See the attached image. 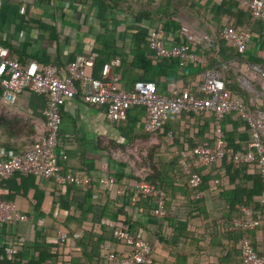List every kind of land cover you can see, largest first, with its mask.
Masks as SVG:
<instances>
[{"label":"crops","instance_id":"obj_1","mask_svg":"<svg viewBox=\"0 0 264 264\" xmlns=\"http://www.w3.org/2000/svg\"><path fill=\"white\" fill-rule=\"evenodd\" d=\"M167 20L178 27L174 30L169 26V45H174L182 28H187L194 37L191 53L198 55L202 62L191 61L183 67L178 59L158 64L152 60L150 46L140 42L143 40L141 34H150L159 27L160 21ZM231 24L251 25L253 29L251 43L241 57H236L237 53L227 45L216 46L221 31ZM186 42L184 37L183 43ZM0 45L23 63L54 64L63 76L68 73V64L79 56H98L88 70L95 78H101L106 62L122 58L119 72L124 89H132L138 80L153 81L165 95L175 89L200 84L205 73L215 68L226 81L231 75L249 85L250 90H246L251 92L250 104H264V80L248 68V64L264 66V30L260 22L237 8L233 0H0ZM2 94L0 86V111L28 123L26 133L16 129L14 134L19 137L12 144L21 146L27 139L32 142L45 135L44 96L25 91L12 104H7ZM107 112V106L91 105L81 96L62 108L63 138L58 152L68 156L62 162L64 169L86 172L95 180L107 175L108 171L129 181L140 173L133 162L119 164L121 144L132 154L152 145L159 146L161 161L167 163L169 153L189 152L200 143L214 145L219 123L231 150L245 152L251 142L248 123L232 114L215 123L214 114L210 112L199 115L171 113L161 135L144 138V108H132L127 121L116 124L108 120ZM3 133L0 130V141L8 137ZM25 150L28 149L21 151ZM180 168L178 174H181ZM200 172L208 185L218 187L209 190L211 193L197 202L190 213L189 196L176 182V189H181L170 195L175 213L161 220L152 219L148 214L151 210H146L149 205L137 208L131 204L134 190L126 197L114 199L101 195L98 205L88 206L89 195L77 187L62 188L53 180L32 175L14 177L9 182L10 188L7 184L3 187L4 199L14 202L29 221L12 223L7 236L25 239L21 253L28 260L37 256V248H34L37 242L50 246L58 233H67L62 224L72 233L68 252L74 251L77 239L84 238L89 231L95 241L105 240L118 251L121 246L114 240L110 224L129 219L134 225L132 230L143 227L159 264H239L237 241L244 233L226 232L222 220L238 216V207L243 204L257 210L256 200L262 192L257 168L246 165L236 168L230 161L221 160ZM9 189L13 193L10 198ZM31 198L40 202L41 208L37 209L29 200ZM118 206L127 209L128 218L118 215ZM88 209L91 212H87ZM49 222L51 226L47 225ZM248 235L255 250L262 252L264 229L248 232ZM64 263V259L53 257L45 264ZM77 263L98 264L86 256H81Z\"/></svg>","mask_w":264,"mask_h":264},{"label":"built area","instance_id":"obj_2","mask_svg":"<svg viewBox=\"0 0 264 264\" xmlns=\"http://www.w3.org/2000/svg\"><path fill=\"white\" fill-rule=\"evenodd\" d=\"M241 8L249 9L250 15L264 28V0H233ZM181 35L187 42L180 45H169V36L163 29L152 30L150 33L151 58L154 62L165 59H178L181 66L191 61L202 62V59L191 53L190 44L194 37L187 28H182ZM223 39L236 51L246 53L252 37L253 29L244 27L237 29L227 26L222 31ZM96 54L79 56L67 66V75L63 76L58 66L54 64L40 65L35 61L23 63L11 55L8 48L0 45V86L5 103L12 104L25 91L44 96L46 106L43 116L46 120L49 134L40 144L21 152L0 149V262L4 259L25 264L22 255L25 239L8 238L9 226L15 222H28L26 215L18 211L14 202L3 199L4 182L16 173L32 175L45 180H53L60 187L92 188L88 176L77 172L64 173L62 162L68 159L64 152H58L62 141L61 125L63 122L62 108L67 102L81 96L91 105L108 107L107 118L111 123L127 121L129 112L134 107L145 109L143 122L144 132L154 134L163 130L169 114L175 113H213L218 121L226 115H236L245 120L251 130V142L245 152H234L229 149L223 134L221 124L216 125V141L214 145L201 143L191 151L181 154V167L184 172L190 171V162L197 166L208 167L224 158L235 159L240 163L257 164L264 185V111H253L242 100L235 99L231 90L226 86L221 73L211 68L205 73L204 81L195 93L184 89H175L165 95L158 91L153 81L138 80L131 90L121 85V74L116 71L121 66V59L114 58L106 62L101 70V78L93 77L88 70L97 59ZM248 68L264 80V66L248 64ZM243 88L250 90L249 85L238 79ZM264 98V96H263ZM192 160V161H191ZM98 183L106 188L117 186V196L123 197L136 191L131 197L135 206L138 196H144L154 204L153 217L156 220L172 217L175 206L168 207L167 192L155 182L140 181L130 184L128 180H118L113 175L101 177ZM202 183L199 174L191 177V185L198 187ZM130 195V194H129ZM202 193L198 194L201 197ZM262 212L254 214L247 206L240 207V216L230 222V230L243 231L245 235L239 240L243 264H264V254H259L252 243L248 232L264 228V192L260 198ZM142 208H140L141 210ZM42 224V222H41ZM116 227V223L110 224ZM143 230H132L129 225L116 228L114 239L123 242L127 251L118 254L109 245L101 249L107 252L108 264H152L154 249L145 239ZM68 235L60 232L57 242L64 247ZM22 252V253H21ZM25 258V257H24Z\"/></svg>","mask_w":264,"mask_h":264},{"label":"trees","instance_id":"obj_3","mask_svg":"<svg viewBox=\"0 0 264 264\" xmlns=\"http://www.w3.org/2000/svg\"><path fill=\"white\" fill-rule=\"evenodd\" d=\"M233 3L236 5L237 8L243 10L247 14H250V10L248 8L244 9V8H241L237 2L233 1ZM169 26L173 27L174 30H178V27L177 26H172L168 20H167V22L166 21H160V25H159L158 29H163L166 33L167 32L170 33L169 30H170L171 27H169ZM229 26H233V27H235L237 29L244 28V27H251V25H241V26H239V25H234V24L233 25L231 24ZM263 30H264V28H263ZM222 31L220 33V39L216 43V46L219 47V46H226L227 45L230 48L234 49L233 47H231L223 39ZM141 36H142L143 40L140 41V42L143 43L146 46H149L150 45V34H147V35L141 34ZM183 41H184V37L181 34H179V37L177 39H175L174 44L175 43L178 44V45L184 44ZM138 45H140V44H138ZM189 46H190V51H191V48H193V47H192V45H189ZM234 51L237 53L236 57H241V54H239L236 51V49H234ZM120 59H121L122 62H121V66L116 69L117 72L120 71V68H122V65H123V60H122V58H120ZM169 60H174V59H165V60H161V61H169ZM161 61H158L156 63L158 64ZM178 62H179V60H178ZM228 77H229L228 81H230V83L228 81H226L225 78H222V79L225 81L227 88L229 90H231V92L233 93V96H234L235 99L242 100V102L244 104L248 105L253 111H258V110L264 111V104L255 106V105H252V104L249 103V97L251 96V92H249L248 90H246L245 88H243L241 86V84L238 81V77H235V76L233 77L231 75H228ZM200 84H198L196 86L195 85H189V86H186V87H184L182 89L188 90L191 93H195ZM129 90H131V89H129ZM158 91H159V88H158ZM263 103H264V101H263ZM214 117H215V123H216L217 119H216L215 114H214ZM27 124L28 123H25L24 119H20L19 117L10 116V115H8L6 113L5 114H0V130H2L4 132L3 133L4 135L8 136V137H6L5 140L0 141V147H4L7 151H10V150L14 149V150H16L18 152V151H21V150H24V149H29V148H31L33 146H36V145L40 144L45 138H47V136L49 134V129L47 127V123H46V120H45L46 133L39 140L34 139V141H32V142H28V139H27L26 142H24L21 146H16L15 144H12L14 139L16 137H19V136L15 135L16 134L15 133L16 129L18 131L21 130V131H24L26 133L27 132V130H26ZM164 129H165V126H164L162 131L154 133V134H149V133L145 132V134H143L142 137H144V138L147 137L148 138V137H151V136L161 135L164 132ZM121 149H122L121 150V152H122L121 154L122 155L120 156L119 164L120 165H124L126 163L133 162L134 165L136 166V168L139 170V173H140L137 176H132V178H130L129 182L131 184H135V183L143 181V180L149 181V182H155L157 184V186L163 188L167 192L168 197H169L168 207H170L172 205V202L170 200V195L171 196L175 195L176 191L182 188L183 189V193L186 194L187 196H189V199H190V202H191L189 206L191 208L188 207V211L191 213L193 210H195L197 202L203 200L208 195V193H211L210 191H213L216 187H218V185H215V184L208 185L207 181L204 180L203 175L200 172V170L203 169V168H207V167L197 166L196 164L191 162V164H190L191 166H190V171L189 172H184V170L182 168H180V165H181L180 159H181V151L182 150L177 155L176 154L171 155L169 153L168 159H167L168 162L164 163L163 161H161V157L159 156V152H158L159 151V146L152 145V146H149V147H146V148H142V149L137 150V152L135 154H132V153L128 152L125 149L124 144H121ZM223 160L230 161V164H232L236 168H240L243 165L254 166V167L257 168V164L256 163L255 164L240 163V162H238L235 159H229V158H224ZM178 168H180L181 174L177 173ZM63 170H64L63 171L64 173L74 172L72 170L64 169V168H63ZM257 171H258V174H259L260 182L262 184V192H261V194L258 196V198L256 200V202L258 204V206H257L258 208H256L257 210H255V209H253V207H251L248 204L240 205L238 207V212H239L238 216L241 215V212H240V207L241 206L249 207L253 211L254 214L262 212V208L260 206V198H261V196H262V194L264 192V185L262 183L261 174H260V171H259L258 168H257ZM75 172H77L79 174H82L84 176H88L91 179V181H92V185H93L92 188L73 186V187H77V188L85 191L89 195V200H88V203H87L88 206L98 205L99 204V198H100L101 195H105V196H108L109 198H113V199H114V197H117V186H113L112 188H106V187H104V186H102V185H100L98 183L99 179L95 180L94 178L89 176L86 172L78 171V170H76ZM194 173L199 174L201 176V178H202V183L198 187H193L191 185V177H192V175ZM106 174L107 175H105V176H108L111 173L107 171ZM111 175H113L114 177H116L120 181L124 180V178L120 177L119 175H116V174H111ZM28 176H31V175H26V174H22V173H16L12 178H14V177H28ZM12 178H10L9 180L5 181L3 187L5 186V184H7V186H9V188H10L9 182H10V180ZM168 179L170 180V182L168 181ZM176 182L180 183V185L182 187L181 188L178 187L176 189V186H175ZM62 188H64V187H62ZM65 188H67V187H65ZM27 192H28V190H27ZM21 193H22V191H21ZM199 193H202L201 197H198ZM12 194L13 193L10 190L8 197L9 198L12 197ZM126 196L127 195H125L123 197H126ZM3 199H4V195H3ZM29 200L32 202V204L37 209L41 208L42 204L40 202L39 203L35 202V201L32 200V198L29 199ZM5 201H8V200H5ZM112 201H114V200H112ZM124 205L127 206L129 204L125 203ZM147 205H149V208H147L146 210H149V209L151 210L148 214L152 217V219H155L153 217L154 204L151 201V199H149L147 197H144V196H138L135 206L137 208L138 207H145L146 208ZM17 209H18V211H20V208L17 207ZM87 212H91L90 209H88ZM117 213H118L119 216L122 215V216H125L126 218H128L127 209L125 207H123V206L118 208ZM168 218H170V217H168ZM233 218L234 217L222 220L223 221V229L226 232H229V233L238 232V231L230 230L229 222ZM51 221L54 222L55 220L51 219ZM130 223L131 222H130L129 219L124 220V221L118 220L117 223H116V227H111L113 237H114V233H115V229L116 228L122 227L123 225H129L131 228L132 227L134 228V225L132 226V223L131 224ZM45 224H44V226H46ZM47 225L51 226L52 223L49 222V224H47ZM61 226H62V229L66 230L67 235H68V241H67L66 245L64 247H60L59 246V244L57 242V235L55 236V238L51 242L52 244H50V246H46L45 244H43L42 241H39V242H37L38 245L34 246V248H37L36 251H35V254L37 255L36 257H34L31 260H28V259L24 258L22 255L19 256L21 259L25 260V264H45V263H47V261L49 259H52L53 257H56V258L60 257V258L64 259L65 260L64 264H78L77 262L79 261L81 256L90 257L93 260L95 259L98 264H108V262L106 260L107 252H105V251H103L101 249V246L106 244L105 240H102L103 242L99 241L101 243L95 241L93 239L92 235H91L92 231H89L85 235L84 238L77 239L74 251L68 252L67 251L68 250L67 247L69 246V243L71 242L72 233L70 232L68 226H65L64 224H62ZM137 230H143V232H144L143 234H144V237L146 239V235H145L146 232L143 229V227H139V228H137ZM241 232H243V231H241ZM243 233L245 235V232H243ZM239 240L237 241V248H238L239 258H240L239 264H243L241 249H240V246H239ZM116 243L121 246V248L118 251H116V252L118 254H124L127 251L126 245L123 242L116 241ZM148 243L150 244V242H148ZM88 247H91L92 250H90V251L87 250ZM258 253L259 254H264V249H263L262 252H258ZM153 259H154V261H153L152 264H159L155 260V256L154 255H153ZM0 264H17V262L16 261H10L8 259H4L3 261L0 262Z\"/></svg>","mask_w":264,"mask_h":264},{"label":"rangeland","instance_id":"obj_4","mask_svg":"<svg viewBox=\"0 0 264 264\" xmlns=\"http://www.w3.org/2000/svg\"><path fill=\"white\" fill-rule=\"evenodd\" d=\"M0 114H5V112L4 111H0Z\"/></svg>","mask_w":264,"mask_h":264}]
</instances>
